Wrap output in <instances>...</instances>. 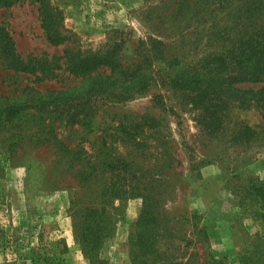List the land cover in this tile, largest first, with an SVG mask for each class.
Returning a JSON list of instances; mask_svg holds the SVG:
<instances>
[{
    "label": "rangeland",
    "instance_id": "obj_1",
    "mask_svg": "<svg viewBox=\"0 0 264 264\" xmlns=\"http://www.w3.org/2000/svg\"><path fill=\"white\" fill-rule=\"evenodd\" d=\"M50 1L71 36L64 45L49 43L37 3L0 8V25L24 59L81 48L120 52L130 65L142 42L156 38L187 66L236 43L246 2ZM250 1L264 12V0ZM156 67L162 78L149 91L125 97L92 92L65 66L39 82L0 58V108L18 110L0 119V264H91L83 240L92 207L103 264H133L138 237V264H240L241 254L264 264V116L256 100L241 105L221 86L204 97L172 89L165 64ZM262 85L235 87L250 97ZM246 126L257 133L242 134Z\"/></svg>",
    "mask_w": 264,
    "mask_h": 264
},
{
    "label": "trees",
    "instance_id": "obj_2",
    "mask_svg": "<svg viewBox=\"0 0 264 264\" xmlns=\"http://www.w3.org/2000/svg\"><path fill=\"white\" fill-rule=\"evenodd\" d=\"M18 1L20 0H0V8H9ZM30 1L39 5L42 25L49 43L53 46H59L70 42L71 36L67 34L68 31L63 27L64 18L59 7L52 4L50 0ZM175 3V6L177 5L179 8V1ZM153 10L151 12H154ZM174 17L175 15L171 16V21ZM238 23L241 29H239L235 44L230 47H222L219 51L205 56L199 64L189 66L184 61V54H169L171 51L169 44L156 38L150 40L148 47L145 42H142L141 47L144 46L145 49L141 50L140 48L142 53L139 60L130 65L122 63L120 52L100 53L84 51L81 48L67 49L61 57L49 58L45 54L42 57L24 59L17 53L15 43L9 32L1 25L2 56L0 58H3L6 68L15 72L32 74L36 76L39 82L57 79L60 76L58 70L65 66L62 70L68 71L75 78H82L85 83H88L85 88L90 87L92 92L118 91L119 94L126 95L125 97L132 93L136 95L149 91L153 83L159 81L156 77L162 78V76H159L156 67L157 63H162L165 64V69L168 70L165 77L168 78L167 84L172 89L199 92L204 97L211 95L213 90L221 86V89L224 88L229 98L241 105L250 104L252 106L251 100L255 99V107L264 116V12L262 4L256 5L254 3L252 6V2L246 0ZM121 46L122 44L116 45L117 48H121ZM181 63L182 65H180ZM174 65L176 66L175 69ZM171 72L174 73V76ZM242 82L263 85L258 90H253L252 96L246 97L247 92L251 90H242L235 87V84ZM161 83L165 85L162 81ZM247 100L249 102H246ZM17 113L18 110H14V107L0 108V119H12ZM256 133L255 129L248 126L242 130V134L249 138ZM118 163L120 166L122 164L127 165L122 159H119ZM111 195L117 197L116 192ZM88 211L83 241L87 259L92 264L94 261L99 260L100 256L97 250L101 248L103 240L98 235L99 224L90 220V217L97 213V208H88ZM114 229L111 226L112 234ZM140 242L141 238L138 237L137 242L132 245L133 264H138L139 254L136 253L135 248ZM99 262L104 263L100 260ZM239 262L240 264H260L256 260H248L242 254L239 257Z\"/></svg>",
    "mask_w": 264,
    "mask_h": 264
}]
</instances>
